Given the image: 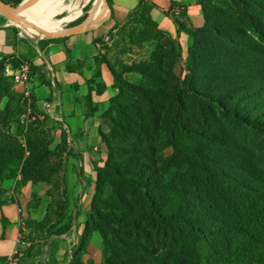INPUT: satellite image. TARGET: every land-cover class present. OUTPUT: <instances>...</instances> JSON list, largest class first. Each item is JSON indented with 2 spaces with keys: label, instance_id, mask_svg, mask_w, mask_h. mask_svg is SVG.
Wrapping results in <instances>:
<instances>
[{
  "label": "trees",
  "instance_id": "1",
  "mask_svg": "<svg viewBox=\"0 0 264 264\" xmlns=\"http://www.w3.org/2000/svg\"><path fill=\"white\" fill-rule=\"evenodd\" d=\"M196 3L198 26L184 6L170 2L165 14L174 35L151 17L150 0H140L126 21L107 30L148 54L117 66L99 59L117 92L101 114L110 122L99 131L105 158L101 165L93 160V194L67 264H264V0ZM174 7L178 14L170 12ZM11 29L16 37L18 29ZM180 32L187 35L185 57ZM21 61L0 55V207L9 203L4 180L20 176L56 189L63 183L39 223L46 235L25 252L35 248L42 256L47 238L68 233L77 219L66 175L59 174L39 124L29 126L25 144L21 130L11 129L21 104L4 67ZM95 236L101 261L84 262Z\"/></svg>",
  "mask_w": 264,
  "mask_h": 264
},
{
  "label": "crops",
  "instance_id": "2",
  "mask_svg": "<svg viewBox=\"0 0 264 264\" xmlns=\"http://www.w3.org/2000/svg\"><path fill=\"white\" fill-rule=\"evenodd\" d=\"M139 1L134 0L135 3L129 5L125 0H112L113 17L109 19L108 25L126 21ZM150 1L155 3V7L150 10L151 17L160 25L169 27L171 33L176 34V26L165 14L170 8L171 1L185 7L194 25L198 26L202 23L200 7L196 0ZM170 12L178 14L179 10L174 7L170 9ZM94 15L89 16V22H93ZM105 16L107 13L102 18ZM50 39L52 38L24 40L19 32L15 37L12 29L3 28L0 29V55H15L29 62L30 66L32 65L29 81L26 84H15V89L17 92H30L36 107L45 114L47 124L54 126L58 132L66 130L68 142L80 160L79 172L91 176L93 189L95 179L93 160H98V164L101 165L105 158V147L100 139L99 131H107L110 127L109 120L103 118L101 114L108 108L110 99L116 94L117 89L113 86V77L107 65L97 59L98 50L90 31L63 36L61 40L51 41ZM178 40L183 47L187 42V35L180 32ZM97 70L100 75L94 77ZM87 97H89L88 100ZM93 107L97 110L90 113ZM12 180H4L2 186L7 188ZM82 195H80V200H82ZM83 198H85L84 195ZM2 218L6 219L7 224L4 236L2 235ZM83 221L84 213L77 219L78 226L72 227L77 228V231L71 233L72 242H70L68 233L57 236L49 257L47 254L50 247L47 241L43 247L42 256H39L34 248L29 260L21 259L19 264H67L69 260L67 254H70L77 244ZM96 239V236L93 237L89 243L87 253L83 256L84 262L88 259L96 263L101 261V252L96 246ZM23 249L24 246L19 244L18 218L14 212V206L6 203L0 207V257H8L16 250L23 251Z\"/></svg>",
  "mask_w": 264,
  "mask_h": 264
},
{
  "label": "rangeland",
  "instance_id": "3",
  "mask_svg": "<svg viewBox=\"0 0 264 264\" xmlns=\"http://www.w3.org/2000/svg\"><path fill=\"white\" fill-rule=\"evenodd\" d=\"M125 2L129 5L135 3L134 0H125ZM65 3L72 4L75 9L73 11H70L69 9L60 10L51 15L49 19L43 24L44 30L37 35L26 34L19 26L12 24L4 16L3 17L5 19H0V29H11L13 26H15L18 29V32L21 34L22 39L37 40L41 35L55 34L59 30L77 25L79 22L84 20L88 14L90 16L91 12L94 9L105 11L108 14V7L110 8L108 1L107 7L104 0H101V2H98V0H65ZM89 4L91 6L90 9L89 6H87ZM81 10L82 14L76 18L77 14ZM109 19L110 16L105 19L99 27L90 30V32L93 34V39L96 42V47L98 50L97 59L99 60L101 56L104 55L114 66H117V62L130 64L131 62L144 59L148 54L147 47H138L134 44L131 45V43L129 42H125L124 40H122V36H119V33L116 29L112 32L113 36L107 34V30L112 26L108 25ZM161 26L165 28L170 34H175L170 32L169 27L163 25ZM182 50L183 57H185L186 43H184ZM177 71H180V67L177 68ZM124 77L132 80L136 77V75L125 73ZM18 93L20 99L19 103L21 104L19 115L17 117L19 121L17 123H13L11 125V129L15 133L17 132V128L18 131L21 130L20 132H18L19 139L25 144L26 134L29 126L34 122H37L39 124V130H41L43 135L50 142V148L54 151L55 154L54 158L57 162H59V174L66 175L67 179L65 182V187L68 190L67 196L70 201V210L73 214H75L76 219H78L79 215H83L85 210L88 208L89 199H91L92 196H90V194L93 193L92 184L90 181L91 176L84 175L82 172H79V169L81 168L79 164L80 160L77 157L74 148L68 142V135L66 133V130L65 132L63 130L58 132L56 128H54V126L47 124L45 122V114L36 107L33 97L29 94L28 100V97H26L23 91H18ZM28 103H30L29 106L31 108V112L35 116V119H32L30 116H28ZM62 134L65 135L64 145L61 144L60 139V136H62ZM11 179L13 180L11 181L10 186H8L7 188L4 186L2 187L5 190V198H7V200H9V203L14 206V212L16 213L18 218L19 244L21 246H24L23 251H21L23 252V254L20 255L18 259L19 264L22 258V260H29L30 255L27 256L25 252L30 244L35 243L38 239L40 240L41 237L46 235V229L42 228L39 223L42 222L49 211L51 213L49 205L55 200L57 195L63 191V183H60L61 187L59 189H56L55 183L49 184L45 182H39L36 184H32L31 182H24L22 177H19L18 179ZM26 185H29L30 187H25ZM81 194L85 196V198H83L82 195V200H80ZM78 224L79 223L77 222V224L74 225L78 226ZM2 225H4V228L7 227L6 222ZM74 231H77V228H72L68 232L69 239L72 238L71 233ZM56 237L57 236L50 235L47 238L50 247V251H48L47 256L51 255L50 252H52L53 247L55 246L54 243ZM71 240L72 239H70V242H72ZM96 246L100 251V243L98 239H96ZM50 260L51 259H49V261ZM0 264H10L8 257L5 261H0Z\"/></svg>",
  "mask_w": 264,
  "mask_h": 264
},
{
  "label": "bare ground",
  "instance_id": "4",
  "mask_svg": "<svg viewBox=\"0 0 264 264\" xmlns=\"http://www.w3.org/2000/svg\"><path fill=\"white\" fill-rule=\"evenodd\" d=\"M98 2H101V0H98ZM21 5L24 8L21 13L23 22L18 26L28 35H37L43 31V24L56 12L64 9L70 11L75 9L72 4H66L65 0H23ZM95 10L90 14V16L95 14L92 19L93 22L100 20L106 13L100 10L95 13Z\"/></svg>",
  "mask_w": 264,
  "mask_h": 264
},
{
  "label": "water",
  "instance_id": "5",
  "mask_svg": "<svg viewBox=\"0 0 264 264\" xmlns=\"http://www.w3.org/2000/svg\"><path fill=\"white\" fill-rule=\"evenodd\" d=\"M104 1L107 5V0H104ZM21 4H22V1L18 3L17 5H12L10 3H7L5 0H0V14L4 16L5 18H7L12 24H15L18 26V24H21L23 22L21 13L24 11V8L22 7ZM109 16H110V8L108 7L107 16L98 21L89 22L88 21L89 14H88L84 20H82L75 26L64 28L63 30L55 34L41 35L39 36V38H56V37H63V36L87 32V31H90V30H93L99 27L103 23V21L107 19Z\"/></svg>",
  "mask_w": 264,
  "mask_h": 264
},
{
  "label": "built area",
  "instance_id": "6",
  "mask_svg": "<svg viewBox=\"0 0 264 264\" xmlns=\"http://www.w3.org/2000/svg\"><path fill=\"white\" fill-rule=\"evenodd\" d=\"M30 63L27 61H21L17 66L6 64L4 67L5 76L9 77L12 83L15 84H26L30 79ZM24 94L28 97L29 92L25 91ZM29 100V97H28ZM30 103H28L27 110L28 116L35 119L34 114L31 112ZM22 255L20 250H16L12 255L8 256L10 264H18V259Z\"/></svg>",
  "mask_w": 264,
  "mask_h": 264
}]
</instances>
